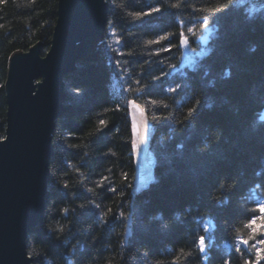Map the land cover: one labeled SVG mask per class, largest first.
<instances>
[{
    "label": "trees",
    "instance_id": "1",
    "mask_svg": "<svg viewBox=\"0 0 264 264\" xmlns=\"http://www.w3.org/2000/svg\"><path fill=\"white\" fill-rule=\"evenodd\" d=\"M106 1L104 35L64 76L49 198L26 239L32 264H256L264 234L247 224L264 215L250 190L264 183V0ZM57 4L0 0L1 138L9 58L49 50ZM182 38L199 54L191 66ZM129 99L154 127L156 181L138 194Z\"/></svg>",
    "mask_w": 264,
    "mask_h": 264
},
{
    "label": "water",
    "instance_id": "2",
    "mask_svg": "<svg viewBox=\"0 0 264 264\" xmlns=\"http://www.w3.org/2000/svg\"><path fill=\"white\" fill-rule=\"evenodd\" d=\"M106 0H59L49 50L42 44L14 52L4 83L5 135L0 137V264H32L26 250L31 229L44 219L55 120L64 111V76L90 53L107 25ZM128 102L134 193L153 178L154 127L139 105Z\"/></svg>",
    "mask_w": 264,
    "mask_h": 264
},
{
    "label": "snow or ice",
    "instance_id": "3",
    "mask_svg": "<svg viewBox=\"0 0 264 264\" xmlns=\"http://www.w3.org/2000/svg\"><path fill=\"white\" fill-rule=\"evenodd\" d=\"M158 10L159 9H149L147 13H137V15L138 16L151 15L153 11H158ZM190 31H191V29H190ZM165 39H168V36L167 35H162V36H159L155 41L149 40L148 43L149 44L160 43L161 41H163ZM180 42L183 44V43H186L187 41L182 38ZM166 50L170 51L171 48H168ZM157 79H159V77H157ZM137 83H139V81H137ZM177 87H179V85H177ZM169 91H174V89L170 88ZM132 107L133 108H138L139 105L136 103V101H132ZM193 111L194 110H190L188 115L191 116L193 114ZM107 123L108 122L105 121V120H101L100 121V125L102 127L106 126ZM66 187H67V185H66ZM113 191H115V189H113ZM96 207L99 208V205H96ZM64 211L67 212L68 210L64 209ZM257 211H259L260 213L264 214V204L259 205ZM121 215H123V213H121ZM247 227L249 229H251L253 231V233H256V232L259 231L261 234H264V215H261L259 217H254L251 220H249V222L247 224ZM200 243H201V245L204 244V237H202V236L200 237ZM241 243L244 244V245H248V240H242ZM259 243L261 245H264V240L259 241ZM201 251H204L203 247L201 248ZM262 251H264V249H259V248L257 249V252H256V264H259V260L262 258V255H261Z\"/></svg>",
    "mask_w": 264,
    "mask_h": 264
},
{
    "label": "rangeland",
    "instance_id": "4",
    "mask_svg": "<svg viewBox=\"0 0 264 264\" xmlns=\"http://www.w3.org/2000/svg\"><path fill=\"white\" fill-rule=\"evenodd\" d=\"M59 1V0H58ZM108 10H109V4H108ZM107 17H108V15H107ZM106 27H107V25H106ZM105 30H106V28H105ZM105 30H104V32H105ZM206 33V36H211V32L210 31H206L205 32ZM103 35H104V33H103ZM102 35V36H103ZM183 49H184V53H183V57H182V60H181V67H184V66H191L192 65V63L197 59V56L199 55V54H196L195 52H190L189 51V49H188V46H187V44L186 43H183ZM212 49V45L210 46V45H208L207 46V54H208V52L210 51ZM204 54V53H203ZM82 59V58H81ZM80 60V59H79ZM130 100H133V99H129L128 100V102L130 101ZM135 101V100H134ZM137 102V101H136ZM138 103V102H137ZM140 104V103H139ZM141 105V104H140ZM142 106V105H141ZM144 109V108H143ZM145 113H146V115L148 116V114H147V112L145 111ZM258 114H259V112L257 113V116H258ZM262 114H260L259 115V117L261 116ZM148 118H149V116H148ZM57 120V119H56ZM149 120H150V118H149ZM151 121V120H150ZM54 131V130H53ZM131 131V130H130ZM53 133V132H52ZM153 139V138H152ZM151 144H152V141H151ZM53 145V144H52ZM150 148H151V145H150ZM151 152L153 153V150H152V148H151ZM53 154H54V150H53ZM53 154H52V156H53ZM154 154V153H153ZM52 156H51V159H52ZM155 156V155H154ZM51 159H50V163H49V179H50V165H51ZM132 159H133V157H132ZM155 162H156V157H155ZM154 166H155V163H154ZM135 172V171H134ZM153 172H154V167H153ZM153 176H154V173H153ZM133 180H134V176H133ZM49 182V181H48ZM152 184V182L143 190V191H145V190H147L148 188H149V186ZM132 187H133V182H132ZM47 188H48V185H47ZM48 191H49V189H48ZM142 191V192H143ZM132 193L133 194H137V193H134L133 192V190H132ZM141 193V192H140ZM49 198V197H48ZM48 201V200H47ZM46 210V209H45ZM33 229V228H32Z\"/></svg>",
    "mask_w": 264,
    "mask_h": 264
},
{
    "label": "bare ground",
    "instance_id": "5",
    "mask_svg": "<svg viewBox=\"0 0 264 264\" xmlns=\"http://www.w3.org/2000/svg\"><path fill=\"white\" fill-rule=\"evenodd\" d=\"M58 5V4H57ZM29 49V48H28ZM28 49L26 50V51H28ZM89 54V53H88ZM73 72V71H72ZM69 74V73H68ZM65 96H66V94H65ZM63 105H64V103H63ZM127 106H128V103H127ZM143 107V106H142ZM64 110H65V106H64ZM64 112V111H63ZM59 117V116H58ZM128 117H129V115H128ZM5 122H6V118H5ZM55 122H56V120H55ZM55 128V127H54ZM154 131V130H153ZM4 135H5V128H4ZM3 138V137H2ZM53 144V143H52ZM131 153H132V148H131ZM152 180H151V182L153 183V182H155L156 181V179H155V176H153V178H151ZM257 184H263V187H264V183H262V182H260V181H256L255 183H254V185H257ZM254 185L253 186H251L250 187V190H252L253 192H254V194H255V199H256V202L259 204V205H261V204H264V191L261 193L260 191H259V189L258 188H253L254 187ZM247 218H249V216L247 217ZM248 220V219H247ZM39 225V224H38ZM36 227V226H35ZM32 230V229H31ZM28 237V236H27ZM30 257V256H29Z\"/></svg>",
    "mask_w": 264,
    "mask_h": 264
}]
</instances>
